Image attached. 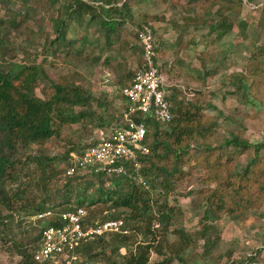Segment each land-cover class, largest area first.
Returning <instances> with one entry per match:
<instances>
[{
	"label": "trees",
	"instance_id": "trees-1",
	"mask_svg": "<svg viewBox=\"0 0 264 264\" xmlns=\"http://www.w3.org/2000/svg\"><path fill=\"white\" fill-rule=\"evenodd\" d=\"M7 1L0 0V3L7 4ZM204 1L209 3L204 9V14L208 16L202 14L185 17L182 24L200 22L207 26L209 32L216 35L215 39H218L228 33L233 26L226 14H238L243 0ZM31 2H35L36 6L29 5ZM14 3L19 5L14 15L8 13L6 19L0 21V207L6 210V214L3 215L0 208V228L11 224L14 215H18L20 220L46 211L57 214L74 211L77 208L87 210L84 224L90 225L91 214L88 208L100 203L106 206L105 210L109 214L101 221L122 220L129 231L128 235L112 233L94 237L88 242L78 244L74 254L84 256L91 264H95L97 260H101L102 264H166L172 259L181 261L179 255L188 246L187 237L182 231L174 230L176 243L167 244L163 237L157 238L155 235L157 231L153 226L160 228L162 234L167 232L175 209L167 207L164 199L173 191L174 183L186 177L187 174L181 168L190 161V150L193 148L192 144L196 142L200 150L195 161L201 165L205 174L203 183L206 185L204 191L200 192L204 209L198 220V237L204 246L209 249L214 245L209 234L213 229V223L221 216H226L229 220L243 221L247 211L260 206L264 199V144H252L230 135L220 145L211 147L210 137L215 126L213 119L204 116L201 107L188 102L180 97L175 89L169 88L166 94V100L170 104L169 121L160 124L151 118H143L146 129L144 144L148 148V153L140 160L139 174L145 180L143 182L147 187L146 191L140 190L139 185L136 186L129 178L121 176L66 177L64 170L68 165L69 155L66 152L67 154L61 158L65 161L62 172L64 180L57 191L58 202L56 205L48 203L51 197L49 184L55 175L50 169L52 158L43 157L39 151L37 154L31 156L26 154L24 157V150L31 145L41 147L49 139L56 138L61 125L82 122L92 124L94 116L89 112L92 97L80 86V76L76 73L62 74L51 81L45 75L43 62L37 64L11 62L13 56L10 53L13 52L15 45L9 42V34L17 32L28 19L40 29L43 17L35 18L39 5L49 16L53 33L51 40L47 36L44 38L43 52L46 57L55 58L58 53L64 57L71 53L79 56L89 51L97 53L90 59L94 63L104 52H115L121 58L123 52L129 50L136 53L140 63L141 49L137 44L136 31L134 38L137 45H130V35L122 32V27L126 23L133 24L131 6L127 0H14ZM214 7L213 14L218 20L215 23L208 22L209 10ZM260 11L264 13V7ZM236 26L244 28L245 23L240 21ZM89 27L92 35L96 36L92 39L86 35V29ZM72 28L81 31L82 34L69 39L67 33ZM153 52L156 53L154 36ZM261 55L260 49L253 48L242 71L231 75V83L234 80V88L240 91L244 101L248 96L255 98L259 88H264V69L261 68L260 62H255ZM108 60L109 57L104 58V64ZM124 70L123 61L113 70L121 101L123 97L120 90L133 76L132 72H123ZM212 74L205 73L206 76ZM44 81L46 83L39 88L40 96H37L35 90ZM169 90L172 91L171 95H168ZM74 108H79V111L73 112ZM96 119L100 120L99 117ZM118 121L120 113L115 119L116 123ZM240 155H245L247 160L242 167L236 168L234 161H237ZM28 165H33L35 170H38L35 186L42 191L43 198L34 206H27L26 203L19 205L14 212L11 209L12 200L20 202L26 190L30 188L27 181L24 183L22 179L20 181L21 175L29 174L28 169L25 170ZM88 178L93 179L95 184ZM122 181L124 183L121 185ZM106 182L109 183L108 188L105 187ZM6 183L14 185V189L7 191L4 187ZM157 187L159 192H162L158 194L159 197L151 193L155 192ZM89 189L93 192L87 194ZM119 208L126 209V212L118 213ZM58 224L55 219L47 222V226ZM41 228L42 225H39L37 236L31 245L39 241ZM138 235L143 241L136 244L130 242ZM108 236L110 237L107 245L104 238ZM11 245L16 249L18 264H37L32 260L34 249L30 252L26 248L21 249V246L18 247L15 243L10 244V247ZM107 246H110L111 251L109 256L105 257L103 249ZM120 248L126 250L123 255L118 253ZM150 252L161 255L162 259L150 263L148 260Z\"/></svg>",
	"mask_w": 264,
	"mask_h": 264
},
{
	"label": "rangeland",
	"instance_id": "rangeland-1",
	"mask_svg": "<svg viewBox=\"0 0 264 264\" xmlns=\"http://www.w3.org/2000/svg\"><path fill=\"white\" fill-rule=\"evenodd\" d=\"M127 1L131 6L133 24L126 23L122 27V32L130 35V45H137L134 33L138 26L142 23L150 25L154 36L155 57L164 72L168 88L175 89L180 97L201 107L202 114L211 117L215 123L210 146L220 145L230 135L252 144H264V88H259L255 98L248 96L244 101L240 91L234 88V80L231 83V75L242 71L253 48L262 51V55L257 57L255 62H260L261 68L264 69V13L260 11L264 7V0H249V2L243 0L238 14L227 13V18L233 23L232 29L218 39H215L216 35L209 32L207 26L200 22L182 24L185 17L202 14L208 16L204 14V9L209 3L204 0ZM35 4L31 2L29 5L36 6ZM18 7L14 0H8L7 4L1 2L0 21L6 19L8 13L13 14ZM37 8L39 11L35 18L43 17L40 29L28 19L17 32L9 34V42L15 45L13 52L10 53L13 56L10 61L26 64L43 62L45 75L51 81L62 74H78L80 76L78 83L92 97L89 112L94 116L92 124L82 122L61 125L56 138L49 139L41 147L31 145L24 150V157L26 154L31 156L40 152L43 157L52 158L50 169L55 175L49 184L51 197L48 203L56 205L57 191L64 180L62 172L65 161L61 158L67 153L80 151L93 129L106 130L116 124L115 119L123 107V101L119 95L113 70L123 61L125 65L123 72L134 73L139 65V59L136 53L129 50L123 52L121 58L115 52H104L94 63L90 59L97 53H89V51L79 56L71 53L68 57H64L63 54L58 53L55 58L46 57L43 52L45 48L43 42L46 36L49 40L53 38L52 26L45 10H41L39 5ZM214 10L215 7L209 10L208 22L215 23L218 20L213 14ZM240 21L245 23L244 28L236 26ZM91 32L90 27L86 29V35L90 39L96 37ZM81 34V31L72 28L68 31L67 37L74 39ZM106 57H109V60L104 64L103 59ZM206 72L213 74L206 76ZM45 83L46 81L40 83L35 90L37 96H40L39 88ZM171 92L169 90L168 95H171ZM77 111L79 108L73 109V112ZM97 117L100 120L96 119ZM192 146L191 159L181 168L187 174L186 177L175 182L173 191L164 199L167 207L175 209L171 224L163 234L160 233V228L153 226V229L159 232H155L157 238L163 237L167 244L176 243L174 230L182 231L189 240L187 248L179 255L181 261L172 259L166 264H264V199L257 209L246 212L243 221L229 220L226 216H221L213 223V229L209 234V238L214 241L211 248L207 249L198 237V220L204 209L200 192L204 191L206 185L203 183L205 174L201 165L195 161L200 146L197 142ZM246 160L245 155H240L237 161H234L236 168L242 167ZM26 169L29 174L21 175L20 181L21 179L22 183L27 181L30 188L26 190L20 202L12 200L11 209L14 212L19 205L26 203L27 206H34L43 198L42 191L35 186L38 170H35L33 165H28ZM89 181L95 184L93 179ZM123 181L120 182L121 185ZM132 181L136 186L139 185L140 190L146 191L147 187L139 180ZM140 181L145 180L140 177ZM108 184L106 182L105 187L108 188ZM4 187L7 191L14 189V185L8 183ZM158 188L155 192H151L153 196L159 197L158 194L162 193ZM92 192L93 190L89 189L87 194ZM0 208L2 214H6V210ZM88 209L91 214L90 224L109 216L103 204L97 203ZM84 210L88 214L87 210ZM117 212H126V209L119 208ZM44 222L42 220L36 222L33 216L19 220L18 215H14L11 224L0 228V264H18L16 249L12 247L13 245L10 247L12 243L31 252L36 246V244L31 245L32 241L37 236L39 225H43ZM109 237L104 238L107 245ZM138 241H143L139 235L130 242L136 244ZM110 251V246L103 249L105 257L109 256ZM125 251L124 248H120L118 253L123 255ZM72 257L74 263L91 262L76 253H73ZM161 259V255L152 252L148 257L150 263L159 262ZM58 260L61 263L60 258ZM95 264H102V261L97 260Z\"/></svg>",
	"mask_w": 264,
	"mask_h": 264
},
{
	"label": "built area",
	"instance_id": "built-area-1",
	"mask_svg": "<svg viewBox=\"0 0 264 264\" xmlns=\"http://www.w3.org/2000/svg\"><path fill=\"white\" fill-rule=\"evenodd\" d=\"M136 38L141 49V59L129 83L120 90L123 97L120 121L106 130H93L78 153H69L68 165L64 170L66 177L121 176L144 184L138 174L140 160L148 153L144 144L146 129L143 118H151L160 124L168 122L170 104L166 100L167 80L153 52L150 26L140 24L136 30ZM85 217L86 211L83 208L57 214L46 211L34 216L36 221L45 222L39 241L32 251V260L37 264H91L72 262V255L78 244L97 236L128 234L120 219L87 225L84 224ZM51 219L59 224L47 226Z\"/></svg>",
	"mask_w": 264,
	"mask_h": 264
}]
</instances>
